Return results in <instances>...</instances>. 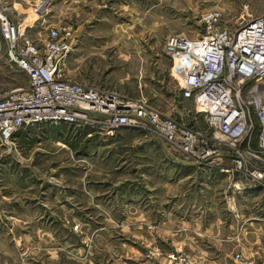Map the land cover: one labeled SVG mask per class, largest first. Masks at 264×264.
<instances>
[{
	"label": "rangeland",
	"instance_id": "rangeland-1",
	"mask_svg": "<svg viewBox=\"0 0 264 264\" xmlns=\"http://www.w3.org/2000/svg\"><path fill=\"white\" fill-rule=\"evenodd\" d=\"M57 1L46 0L45 16L32 24L35 16L0 0L16 25H32L27 36H38L46 26L70 34L69 79L131 98L143 95L184 120L193 110L189 104L178 109L172 102L178 87L168 74L166 39L195 37L202 15L212 10L220 12L230 30L246 9L253 16L264 14V0ZM27 85L26 76L0 56V93ZM60 128H29L35 134L28 141L34 143L20 146L15 137L14 146L0 145V264H172L170 254L207 264L156 233L164 220L160 209L176 210V191L167 196L171 186L161 181L171 184L187 175L176 165L177 154L167 151L159 137L131 127L113 137L88 128ZM146 194H151L150 211L140 216ZM257 245L249 252L252 256L236 254V263L264 264V242Z\"/></svg>",
	"mask_w": 264,
	"mask_h": 264
},
{
	"label": "built area",
	"instance_id": "built-area-1",
	"mask_svg": "<svg viewBox=\"0 0 264 264\" xmlns=\"http://www.w3.org/2000/svg\"><path fill=\"white\" fill-rule=\"evenodd\" d=\"M46 3L30 5L32 24L45 16ZM238 21L230 30L220 12L212 10L202 15L195 37L166 39L163 50L169 77L178 87L176 104L193 110L184 120L143 95L131 98L69 79L64 70L70 34L49 26L42 36H27L32 25H16L0 2V56L28 81L27 87L0 93V145L14 146L21 130L46 124L88 128L105 137L131 127L156 135L195 165L238 177L264 193V14L253 16L246 9ZM223 158L228 169L220 166ZM227 208L237 217L233 199ZM167 259L196 264L187 255Z\"/></svg>",
	"mask_w": 264,
	"mask_h": 264
},
{
	"label": "crops",
	"instance_id": "crops-1",
	"mask_svg": "<svg viewBox=\"0 0 264 264\" xmlns=\"http://www.w3.org/2000/svg\"><path fill=\"white\" fill-rule=\"evenodd\" d=\"M9 1L15 4L17 10L20 9L19 11L28 15L30 4L34 0ZM47 27L49 26L43 28V31L34 38L42 36ZM30 30L32 29H27V32L29 33ZM71 41L72 38L69 43L73 46ZM69 57L70 54L67 60ZM64 72L68 77L65 70ZM177 97L173 98V103H177ZM44 126L55 132L61 128L65 129L50 124L39 127ZM30 131L26 129L17 133L15 137L20 146L34 143L33 139L28 141L30 134H35ZM54 141L56 144L61 143L58 139ZM167 151L177 154L179 158L176 165L179 170L186 171L187 175L171 184L161 181L164 186H171V189H166L167 196L169 192L176 191V210L160 209L164 220L156 228V233L158 232L161 240L167 241L170 246L175 244L179 249L195 255L207 264H237L234 259L236 254L240 253L243 257L252 256L250 250L258 249L259 241L264 242V193L238 177H231L228 173H221L217 169L210 170L195 165L170 148H167ZM137 166L141 167V165ZM220 166L228 169V158L221 159ZM140 176L146 188L147 174ZM148 190L152 191V187L149 186ZM149 198L151 194L148 196L146 194L144 214L140 216H148L150 209L147 206L152 203L147 201ZM230 199L235 203L237 217L228 211L227 204ZM146 229L149 230V226ZM174 235L175 241L172 240Z\"/></svg>",
	"mask_w": 264,
	"mask_h": 264
},
{
	"label": "trees",
	"instance_id": "trees-1",
	"mask_svg": "<svg viewBox=\"0 0 264 264\" xmlns=\"http://www.w3.org/2000/svg\"><path fill=\"white\" fill-rule=\"evenodd\" d=\"M70 129V128H69ZM74 148V146H72Z\"/></svg>",
	"mask_w": 264,
	"mask_h": 264
}]
</instances>
